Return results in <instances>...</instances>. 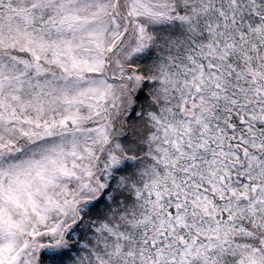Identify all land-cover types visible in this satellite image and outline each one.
Returning a JSON list of instances; mask_svg holds the SVG:
<instances>
[{"label":"snow or ice","instance_id":"1","mask_svg":"<svg viewBox=\"0 0 264 264\" xmlns=\"http://www.w3.org/2000/svg\"><path fill=\"white\" fill-rule=\"evenodd\" d=\"M0 264H264V0H0Z\"/></svg>","mask_w":264,"mask_h":264}]
</instances>
